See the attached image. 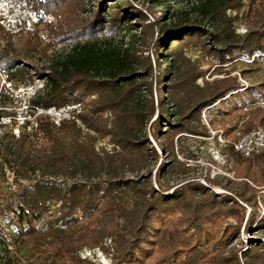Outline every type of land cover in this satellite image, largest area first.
<instances>
[{"label":"rangeland","instance_id":"obj_1","mask_svg":"<svg viewBox=\"0 0 264 264\" xmlns=\"http://www.w3.org/2000/svg\"><path fill=\"white\" fill-rule=\"evenodd\" d=\"M8 1V5L0 3L1 20L6 12L10 14L9 20L0 22V31L11 37L8 44L17 49L28 34L39 31L40 35L47 36L46 25L63 30L79 27L91 21L98 11V0H65L63 5L55 0ZM161 1L163 3L158 5L149 0H120V3L127 2L143 14L137 30L139 26H144V35L132 31L129 36L138 37L133 49L141 63V71L147 72L141 82L142 100L148 113H152L138 137L143 142L148 159L143 164L135 163L134 169L129 167L133 173L124 174L123 179L130 182L132 189H118L113 193L114 199L120 200L127 195L129 200H138L144 206L143 211L147 209L145 222L149 233L146 235V230L138 232L140 240L136 241L139 244L136 258L142 264H203V258L220 249V256L229 259V264H264V162L258 161L264 151L243 157L232 148V143L239 136L256 129L264 131L259 124H249L254 112L264 110V52L234 53L231 55L232 62L220 65L217 50L221 47L212 37L188 38L179 44L177 53L183 75L176 82L170 81L169 75L163 76L168 70L163 61L172 58L173 54L167 53L166 57L159 54V28H172L181 20L197 22L201 16L197 12L200 0ZM54 3L57 4L55 11ZM47 4L52 6L48 12L44 9ZM111 4L113 0H106L107 6ZM247 6L248 0H242L239 8H226L213 26L205 22L199 24L208 34H216L217 29L225 28L226 32L230 30L228 34L232 31L242 40L248 34L243 21ZM165 11L168 12L166 16ZM30 14L37 19L31 31H6L8 27L13 29V22H23ZM40 16L43 24L40 23ZM111 39L118 41L120 38ZM6 44L0 40V48ZM72 46V43L58 45L49 51V55L51 59H61ZM29 66L31 74L49 72L44 61L38 59L29 61ZM228 78L235 81L236 90H229L222 98L210 102L215 92L223 88L220 81ZM4 79L6 76L0 71L1 84ZM12 84L17 88L32 85L38 91L45 81L34 76L29 85ZM19 92L18 95L9 92L12 99L4 101L6 111L14 116L22 111L25 101H31L29 92ZM90 99H95V96ZM81 104L83 115L86 105ZM105 120L110 134L98 137L96 151L101 157L116 158L114 156L122 153V148L112 134L116 129L114 116L107 112ZM11 122H15L14 119ZM1 123L5 127L0 128V136L6 132L15 133V123H7L4 118ZM237 157L240 164L236 163ZM7 159L0 149V186L2 192L9 196L7 201H10L7 208L0 203L3 240L0 242V260L12 257L21 264H39L37 257L17 241V232L28 223L19 204L27 201L31 206L30 203L36 201V196L29 192H33L32 187L39 180L56 182L66 188L76 180H42L38 175L24 180L11 170ZM245 159L250 160L249 163L241 162ZM250 176L254 181L250 180ZM150 188L157 195L169 196L172 200L163 203L153 201L156 194L150 192ZM155 205L153 209L151 206ZM45 208L39 219L32 212L29 216L31 224L37 227L53 224L63 212L61 202L55 199L48 200ZM165 226L173 229L174 236L179 234L180 243H177L174 254L173 250L157 247V231ZM132 234L125 229L121 236L131 242L136 239L134 231ZM115 252L113 238L109 237L97 246L82 247L76 255L91 264H114ZM167 258L168 262L160 263Z\"/></svg>","mask_w":264,"mask_h":264},{"label":"trees","instance_id":"obj_2","mask_svg":"<svg viewBox=\"0 0 264 264\" xmlns=\"http://www.w3.org/2000/svg\"><path fill=\"white\" fill-rule=\"evenodd\" d=\"M55 1L65 4V0ZM149 1L158 5L163 3L161 0ZM241 2L242 0H200L197 12L201 16L197 22L181 20L172 28L160 27L158 52L163 57L167 53L173 54L172 58L163 61L168 67L163 76L169 75L173 82L182 77L178 47L181 42L192 37H212L221 47L217 50L220 65L232 62L231 55L234 53L242 55L264 52V0H248L243 17L248 34L242 40L232 31L228 34L230 30L226 32L225 28L217 29L216 34H208L199 24L205 22L213 26L226 8H239ZM54 5L55 11L57 4ZM50 7L52 6L49 4L44 5L45 11L48 12ZM166 14L168 12L165 11L164 16ZM142 15L127 2L113 0V4L107 6L106 0H98V11L88 23L79 27L72 25L67 30L46 25L47 36L40 35L39 31L28 34L20 49L8 44L11 37L0 31V40L7 43L0 48V71L5 74L7 81L29 85L34 76L44 78L43 88L30 101L32 106L60 108L81 102L86 105L85 113L80 116L85 131L74 122L65 121L56 127L42 119L36 132L20 130L18 137L12 132L0 136V149L8 158L11 170L20 178L28 180L31 175H38L42 180H76L67 188L56 182L39 180L33 185V192H29L36 196V201L30 203L31 206L27 201L19 204L28 223L17 232V241L22 248L37 257L39 264H91L77 257L78 250L84 246H97L109 237L113 238L116 247L114 264H142L136 258L135 251L139 247L136 242L140 240L138 232L146 230V235L149 233L145 222L147 209L143 211L144 206L138 200H129L127 195L120 200L113 197L114 191L131 188L130 182L123 179L124 174L133 173L135 163L143 164L148 159L143 142L138 139L152 114L148 113L142 100L141 82L147 72L141 71V63L133 49L138 37L129 36L132 31L144 35V26H139L137 30ZM132 20L134 23H131ZM40 23L43 24L42 16ZM112 37L120 39L114 41ZM65 43L73 44L70 52L61 59H51L49 51ZM173 43L174 46L171 47ZM34 59L44 61L49 72L31 74L28 70L29 61ZM220 82L223 88L212 96V103L222 98L227 91L237 88L231 78ZM92 96L95 99H90ZM12 97L5 86H1L0 80V128L5 127L1 119L10 117L12 120L14 117L4 106V101L11 100ZM107 112L114 116L116 129L112 134L122 148V153L114 156L116 158L101 157L96 151L98 137L110 134L106 130ZM249 124L264 127V110L254 112ZM170 148L172 150V143ZM162 149L165 150L166 147ZM248 161L250 160L245 159L241 162L247 164ZM258 161L264 162V152L260 154ZM239 162L237 157L236 163ZM251 178L250 176V180L253 179ZM149 190L154 192L152 188ZM154 194L156 195L152 200L155 202L172 200L169 196ZM8 198L0 186V203L6 208L10 202L7 201ZM51 199L61 202L63 212L53 224L43 227L31 224L29 216L32 212H35L36 219L42 218L46 210L45 204ZM151 207L155 209L156 205ZM125 229L130 235L134 231V241H126L121 236ZM172 230L165 226L157 231V247L173 250L174 254L176 245L180 242L179 234L174 236ZM1 235L0 226V242L3 241ZM221 251L216 249L203 258L202 263L229 264V259H222L220 256ZM168 260L162 259L160 263ZM0 264L21 263L9 257L0 260Z\"/></svg>","mask_w":264,"mask_h":264},{"label":"built area","instance_id":"obj_3","mask_svg":"<svg viewBox=\"0 0 264 264\" xmlns=\"http://www.w3.org/2000/svg\"><path fill=\"white\" fill-rule=\"evenodd\" d=\"M8 5V0H0V3ZM3 20L0 18V22H5L10 19L9 11L5 13ZM37 19L32 14L23 21V22H13V29L10 27L6 28L7 32H20L31 31L36 23ZM4 85L5 88L13 93L20 94V90H26L30 93L29 99L34 98L37 90L35 86H13L11 82H8L7 79L2 81L1 86ZM43 86L41 87V89ZM40 89V90H41ZM39 91V90H38ZM83 107L81 103H72L64 105L60 108H41L35 107L30 104V101H25L22 107V111L14 116L12 119L15 121L16 130L14 135L18 137L20 130H25L28 133L36 132L39 128L40 120L44 119L52 123L54 126L59 127L62 122H74L82 130H85V127L80 119L82 115ZM7 123H11V118H4ZM226 144V143H225ZM233 150L242 155L243 157H251L257 154H260L264 151V131L260 129L252 130L246 134H243L237 138V140L232 143Z\"/></svg>","mask_w":264,"mask_h":264}]
</instances>
